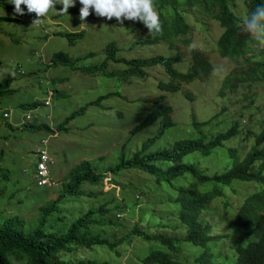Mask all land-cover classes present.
<instances>
[{"label":"rangeland","instance_id":"1","mask_svg":"<svg viewBox=\"0 0 264 264\" xmlns=\"http://www.w3.org/2000/svg\"><path fill=\"white\" fill-rule=\"evenodd\" d=\"M21 7L25 10L23 16L0 6V17L18 20V23H0V82L10 78L11 91L0 95V106L11 111L9 120H4L0 113V227L10 218H19L27 230L41 226L48 234H63L91 208L105 207L110 212L96 216L102 222L92 226V233L119 244L114 248L81 247L65 254L68 260L144 264L149 254L160 251L180 264H234V241L248 239V232L235 231L234 217L245 201L261 190V182H234L221 187L223 195L207 205L199 217L209 230V240L204 247H197L185 240L189 228L180 220L176 201L179 190L192 182L191 177L167 184L135 169L124 170L116 176L107 173L120 162L122 155L131 158L158 133L159 122L138 133H133V129L161 105L172 107L176 125L153 142L148 151L170 149L178 140L198 139L203 135L209 139L238 122L239 135L226 143L224 149L209 156L189 155L185 160L213 176L225 170L232 151L238 150L240 160L249 153L256 143L254 134L257 136L264 129V80L236 78L237 74H245L249 66L240 67L220 56L218 40L224 32L220 23L199 7L189 9L182 4L178 10L189 26V32L182 38L187 44L176 39L173 43L160 41L141 45L136 42L153 41L157 34L150 35L140 22L125 20L121 24L115 18L98 17L94 11L81 22L79 14L58 15L52 10L47 18L33 24L37 19L35 13H27L26 6ZM81 7L76 0L72 8L80 10ZM229 7L239 19L246 16L243 0H229ZM156 8L170 22L178 13L174 7ZM58 31L81 32L84 36L70 45L66 39L51 35ZM110 43H115L119 49L116 59L179 55L183 61L175 68L187 73L193 54L200 52L214 69L207 80L181 84V90L175 93L160 90V83L167 85L176 81L161 66L147 69L145 78L126 77L124 80L101 73L87 75L60 65L48 70L50 59L57 52L68 55L79 69L101 64ZM18 68L24 74L17 73ZM107 68L117 72L128 70L125 63L113 61ZM229 77L234 80L230 82ZM47 89L54 93L53 97L49 96L52 105L33 109L29 122L34 128L48 126L51 133H56L60 124L67 131H59L55 137L45 130L31 132L8 125L24 117L20 104L42 102L48 97ZM109 94L119 96L108 97ZM92 102L97 105H91ZM82 108L85 110L78 115ZM72 115L74 119L65 124ZM216 115L219 116L214 118ZM194 120L209 121V124L198 131ZM44 139L55 161L51 172L58 186L53 188L38 187L33 178L35 153L43 147ZM84 161L91 162L92 170L106 174L107 178L96 186L85 182L78 189L80 195L76 196L67 186L75 169ZM162 164L159 165L163 168ZM205 187L212 188L213 183L208 182ZM60 198L61 201L55 203ZM48 206H54V210L44 216L43 210ZM137 229L152 236L172 237L179 249L172 252L159 242L139 237L135 233Z\"/></svg>","mask_w":264,"mask_h":264},{"label":"trees","instance_id":"2","mask_svg":"<svg viewBox=\"0 0 264 264\" xmlns=\"http://www.w3.org/2000/svg\"><path fill=\"white\" fill-rule=\"evenodd\" d=\"M243 1L246 6V15L254 11L257 6H264V0ZM182 4L189 9L199 7L220 23L221 28L224 29L218 40L220 56L230 59L240 67L249 66L245 74H237L236 78L243 79V81L264 80V49L261 47L264 40L252 39L243 30L242 19H239L230 10L229 0H155V5L160 10L174 7L178 13L171 22L161 13L162 32L157 34L153 41H141L136 42V44L148 45L160 41L173 43L176 39L187 44L182 38L189 32V26L183 14H180L178 10ZM0 6L6 10L14 9V5L9 4L8 0H0ZM217 7L220 10H216ZM56 8L59 10L62 5L56 6ZM68 13L72 15L79 14V9L70 7ZM9 21L18 23L16 19L0 17V23ZM56 35L65 38L70 45H74L78 39L84 36L81 32H59ZM116 46L115 43H110L106 49V59L103 63L94 66L76 68L74 67L76 65L75 62L62 52L52 56L51 64L71 67L86 74L101 73L110 78L118 76L123 80L126 77L131 79L145 78L147 69L161 66L177 82L172 81L167 83V85L160 83L159 88L162 91L172 93L180 91L181 84L189 85L198 80H207L214 69L211 62L200 52L193 54L190 70L187 73H180L175 68L176 64L183 61L179 55L120 60L116 59V54L119 52ZM110 61L125 63L128 66V70L125 72L108 71L107 67ZM233 80L232 77H229L230 82ZM9 85L10 78H5L0 82V95L11 92ZM114 95L119 96V94H109L108 97ZM39 105H41L40 101H32L31 103L20 104V108L31 110ZM91 105L97 104L92 102ZM81 110L77 112L78 115H81L85 108ZM218 116L216 115L214 118ZM73 119L74 115L69 117L65 124ZM156 122H159L158 133L144 143V148L134 153L131 158H126L125 155H122L120 162L114 168L107 170V173L116 176L124 170L135 169L157 177L159 181L167 184H171L180 178L191 177L193 179L192 182L179 190L176 201L180 207V220L189 228V234L185 240L197 247H204L209 240L207 238L209 230L199 221V217L205 211L207 205L223 195L221 187H226L234 182H261V190L250 196L234 217L233 227L237 228L235 231L248 232V239L234 241L233 251L236 255L234 264H264V129L257 136L254 134L256 143L243 160L239 159L238 150L236 149L231 152V160L225 165V170L222 173L208 176L199 171L194 163L187 162L185 159L193 154L209 156L216 151L224 149L226 143L239 135L238 122L225 132L216 134L209 139L206 135H203L198 139L178 140L174 142L170 149L148 151L151 148L149 146L153 142L162 138L166 131L175 127L172 107L161 105L155 108L141 123L135 126L133 133H138ZM208 124L209 121L198 122L194 120V127L198 131H202ZM25 127L31 132L40 129L51 131L48 126L34 128L32 125L27 124ZM58 131L67 130H64L63 125L60 124ZM159 164H162L163 168ZM164 165L169 166L164 168ZM91 167H93L91 162L84 161L80 167L75 169L74 176L67 186L70 193L78 196L80 195L78 189L85 182L96 186L107 178L106 174H96ZM208 182L213 183V187L206 189L205 184ZM61 198H64V196H61ZM61 198L55 203L60 202ZM53 210L54 206L46 207L43 210L44 216ZM109 212L110 209L105 207L91 208L80 216L69 230L63 234H48L41 226L33 230H27L24 227V222L19 218H10L0 227V264H100L93 260H68L65 254L72 253L81 247L87 249L97 246L116 247L119 242L112 243L107 239L101 238L100 235L92 233V226L102 222L98 221L96 216L98 214L105 215ZM135 233L146 240L161 243L172 252H176L179 249L175 244V239L172 237L152 236L139 229ZM144 264L180 263L173 261L163 252L153 251L145 258Z\"/></svg>","mask_w":264,"mask_h":264},{"label":"clouds","instance_id":"3","mask_svg":"<svg viewBox=\"0 0 264 264\" xmlns=\"http://www.w3.org/2000/svg\"><path fill=\"white\" fill-rule=\"evenodd\" d=\"M8 3L14 5V9H13L14 14L19 16L25 15V10L21 6L22 5L26 6L27 13H35L37 17V19L33 21V24H38L41 22L42 18H47L48 13L52 10H55V13L58 15H63L65 13L68 14L69 8L75 6L76 0H8ZM79 3L80 5H82V7L79 10V20L81 22H84L86 18L89 17L91 11H94L95 15L98 17L106 18L108 20H112L113 18H115L121 24H123L125 20L140 22L147 28L150 35L159 34L163 30L162 23L160 20V12L156 8L155 0H79ZM58 4L62 5V8L59 10H57L56 8V5ZM242 27L243 30L246 31L252 39L264 40V6H257L254 11L246 15L242 20ZM59 32L61 31H58L51 35L58 36L56 34ZM47 37H50V34L47 35ZM261 47H264V42L261 45ZM57 53H54L52 56H54ZM35 55L37 56V53H35ZM40 58H42V56ZM51 63H52V57L50 59V65L48 66L49 67L48 70L51 67H54V65H52ZM16 72L17 73L20 72V74H24L21 68H18ZM80 72L83 73L82 71ZM50 90L51 89L46 90V96L48 97L42 102H40L41 105L39 106L50 107L52 105L49 96L53 97L54 93L50 92ZM46 102H49V104H46ZM39 106H36L33 109H36ZM33 109L24 110L25 112L23 118H21L18 122L14 124L9 123L8 125L10 127L18 128L20 130L26 129L25 126L27 124L31 125L29 121L32 119L30 113ZM0 113L2 114V118L4 120L10 119L11 111H9L8 109L2 108L0 106ZM55 132L59 133L58 129ZM56 133H51V134L55 136ZM45 148L53 160V164L49 166V172H50V176L55 181V185L43 186V187H49V188L57 187L58 181L55 179L53 173L51 172V167L55 164V161L52 155L49 153L47 146H45ZM38 149L35 153L36 162H35V169L33 171V178H34V183L38 187H41L37 184L35 177L37 171Z\"/></svg>","mask_w":264,"mask_h":264},{"label":"built area","instance_id":"4","mask_svg":"<svg viewBox=\"0 0 264 264\" xmlns=\"http://www.w3.org/2000/svg\"><path fill=\"white\" fill-rule=\"evenodd\" d=\"M46 104H49V102H46ZM42 144L44 146L38 149L37 171L35 174L36 181H37V184L41 187L53 186L55 185V181L50 176V172H49V166L53 164V160L45 148L47 141L42 140Z\"/></svg>","mask_w":264,"mask_h":264}]
</instances>
